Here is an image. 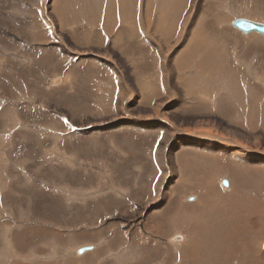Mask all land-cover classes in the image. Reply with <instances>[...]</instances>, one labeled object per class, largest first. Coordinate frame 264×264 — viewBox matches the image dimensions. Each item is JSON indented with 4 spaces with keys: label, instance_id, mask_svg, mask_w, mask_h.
Wrapping results in <instances>:
<instances>
[{
    "label": "rangeland",
    "instance_id": "rangeland-1",
    "mask_svg": "<svg viewBox=\"0 0 264 264\" xmlns=\"http://www.w3.org/2000/svg\"><path fill=\"white\" fill-rule=\"evenodd\" d=\"M236 17L264 0H0V264H264V138L228 133L264 134V35ZM164 121L220 155L180 148L149 214Z\"/></svg>",
    "mask_w": 264,
    "mask_h": 264
},
{
    "label": "bare ground",
    "instance_id": "bare-ground-1",
    "mask_svg": "<svg viewBox=\"0 0 264 264\" xmlns=\"http://www.w3.org/2000/svg\"><path fill=\"white\" fill-rule=\"evenodd\" d=\"M46 3V2H45ZM47 4V3H46ZM49 9V8H47ZM48 16V15H47ZM56 16V15H55ZM45 17V16H44ZM48 18V17H47ZM51 18V17H50ZM60 18V17H59ZM236 18H241V17H236ZM235 18V19H236ZM49 19V18H48ZM50 22V21H49ZM53 22V21H52ZM53 24V23H52ZM62 24V23H61ZM55 24H53L54 26ZM52 26V27H53ZM58 26V25H57ZM56 27V26H55ZM64 27V25H63ZM53 29V28H51ZM245 53V52H244ZM251 59V58H250ZM261 74V73H260ZM56 78V77H55ZM54 80H56L57 84L61 85L64 81L61 79V78H56ZM63 78V77H62ZM66 79V78H65ZM211 79V78H210ZM67 80V79H66ZM65 80V81H66ZM211 82V81H210ZM55 85V84H54ZM219 89V88H218ZM114 91V90H113ZM222 93V92H221ZM264 95V94H263ZM223 96V95H222ZM170 113L168 111L165 112V115L166 117H168ZM263 116V114H262ZM170 117V116H169ZM168 117V118H169ZM258 118V117H257ZM128 119V118H127ZM171 119V118H170ZM168 120V119H167ZM152 122V121H151ZM201 121H199L200 123ZM144 122H142L141 120H136V124H129L127 126H130V127H136L137 125H143ZM201 123H205V125H208V126H214L213 123H208V122H201ZM261 123H262V120H261ZM154 125L156 124V122L153 123ZM157 127V125H155ZM170 124L169 122H163V125L161 127V130L164 134L163 138L162 139V142H163V145H159L158 148L156 149V153H155V160H156V164L159 168V171H160V179L158 180L157 184L155 185L154 189H155V196L154 198L148 203V206L146 209H144L143 212L145 213H149V211H155L158 210L159 208L161 207H165V206H161V203H162V200L166 199L167 198V192H166V189H167V185L165 184L167 181H170V182H173L175 180L176 182V179L178 178V175H180V172H179V169H183L185 167H183L184 165L182 164V167L180 166V162H179V158H178V155H177V151L180 150V148H186L185 150H188V149H192V153L196 154L197 158L201 161V164L203 163V155L201 154H205V153H213V154H219L220 155V148L219 146H217L215 144V140L212 136V134H209L211 136H207V139L211 141L212 143V146H206V145H203L201 147H199L198 145H200L199 141H198V138H194L193 136H190V135H187L186 134V138L184 139H180L179 141L175 142L173 141L172 138H175L174 136H172L170 134V128H169ZM249 126V125H248ZM251 126V125H250ZM256 126V125H255ZM253 127V126H252ZM208 128V127H207ZM210 128V127H209ZM218 128H219V125H218ZM250 128V127H249ZM223 129V127H222ZM225 129V128H224ZM223 129V130H224ZM263 129V128H262ZM218 130V129H217ZM252 130V129H251ZM225 131V130H224ZM255 131V130H254ZM257 131V130H256ZM227 132V131H226ZM228 133L232 136H236L237 134L240 135L242 138L244 137V141H246L248 144H251V143H255L257 146H259L258 144H260V140L262 138H264V134L262 133V136L259 134V135H253L254 138H252V135L251 136H247L245 134H242V133H239L237 131H228ZM227 133V134H228ZM254 134V132H252ZM251 133V134H252ZM257 133V132H256ZM228 134V135H229ZM237 135V136H238ZM233 137V138H234ZM233 138H230V141L234 140ZM239 138V137H238ZM161 140V139H160ZM242 140V139H241ZM263 141V140H262ZM233 142V141H232ZM236 142V141H235ZM262 145V144H261ZM184 150V149H183ZM184 150V151H185ZM252 150V149H251ZM258 150V149H257ZM224 150L221 149V152H223ZM246 151L247 153L245 152L244 154V158H242L241 156V160L245 163H248V164H252V162H261L263 165H264V157L261 156H257V155H254L250 150L248 151V149L246 148ZM181 152V151H179ZM190 152V151H189ZM196 152H199V153H196ZM59 153V152H58ZM57 153V154H58ZM212 154V155H213ZM238 155H240L239 153H236ZM243 154V153H242ZM218 155V156H219ZM62 155H60L61 157ZM196 156L195 157H192V161L194 160H197L196 159ZM64 157L66 158V156L64 155ZM220 157V156H219ZM62 158V157H61ZM207 158V156L205 157ZM214 158H218V157H214ZM209 159V158H208ZM208 161V160H207ZM260 164V165H262ZM192 165H193V162H192ZM192 168V167H191ZM191 170V169H190ZM189 172V171H188ZM190 174V173H189ZM188 174V175H189ZM192 175V174H190ZM170 176H172V179L170 180ZM177 176V178H176ZM176 178V179H175ZM204 179V178H203ZM77 197H74V199L76 200ZM167 206V205H166ZM155 212H151V214H155ZM150 214V213H149ZM146 215V214H145ZM253 223H255V226L258 225V229L261 230V225H262V222L261 221H254ZM254 227V226H253ZM252 227V228H253ZM8 229H6V232L3 233V235H6L8 233ZM179 243H182V242H179ZM234 244V243H233ZM53 246V245H51ZM79 249H77L75 251V255L74 256H82V255H78L77 254V251ZM6 251V248L4 247L2 253H0V256H4V253ZM92 251V250H91ZM90 251H88L87 253H89ZM128 252L127 249L126 250H123V251H120V255L118 257H116L117 255H114L116 257V260H124L125 258H122L121 257L126 253ZM86 254V253H84ZM83 254V255H84ZM54 255V254H53ZM6 259H8V257L4 256ZM142 259V258H141ZM123 262V261H122ZM148 264V263H147Z\"/></svg>",
    "mask_w": 264,
    "mask_h": 264
},
{
    "label": "water",
    "instance_id": "water-1",
    "mask_svg": "<svg viewBox=\"0 0 264 264\" xmlns=\"http://www.w3.org/2000/svg\"><path fill=\"white\" fill-rule=\"evenodd\" d=\"M232 26L238 30H240L242 33L245 35L250 34L252 32H256L259 34L264 35V23L257 22V21H252V20H247L244 18H236L232 22ZM222 184L227 187L228 182L227 180H223ZM190 201H193V199H190ZM183 237L181 235H178L172 239L173 242H182ZM93 246H83L79 248L77 251L78 255H83L84 253L93 250Z\"/></svg>",
    "mask_w": 264,
    "mask_h": 264
},
{
    "label": "crops",
    "instance_id": "crops-1",
    "mask_svg": "<svg viewBox=\"0 0 264 264\" xmlns=\"http://www.w3.org/2000/svg\"><path fill=\"white\" fill-rule=\"evenodd\" d=\"M252 117H253V116H252ZM250 127H252V125H251ZM71 254H73V253H71Z\"/></svg>",
    "mask_w": 264,
    "mask_h": 264
}]
</instances>
